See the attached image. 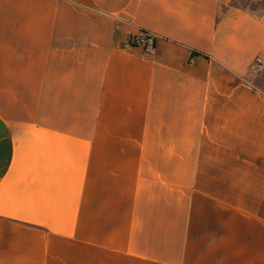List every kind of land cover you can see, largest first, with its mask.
Returning a JSON list of instances; mask_svg holds the SVG:
<instances>
[{
  "label": "crops",
  "instance_id": "1",
  "mask_svg": "<svg viewBox=\"0 0 264 264\" xmlns=\"http://www.w3.org/2000/svg\"><path fill=\"white\" fill-rule=\"evenodd\" d=\"M0 264H264V0H0Z\"/></svg>",
  "mask_w": 264,
  "mask_h": 264
},
{
  "label": "built area",
  "instance_id": "2",
  "mask_svg": "<svg viewBox=\"0 0 264 264\" xmlns=\"http://www.w3.org/2000/svg\"><path fill=\"white\" fill-rule=\"evenodd\" d=\"M155 41H156V38L154 36L144 34L139 37H133L132 39L128 40V43L131 45L142 46L147 49V48H151L152 46H154Z\"/></svg>",
  "mask_w": 264,
  "mask_h": 264
},
{
  "label": "trees",
  "instance_id": "3",
  "mask_svg": "<svg viewBox=\"0 0 264 264\" xmlns=\"http://www.w3.org/2000/svg\"><path fill=\"white\" fill-rule=\"evenodd\" d=\"M132 38H133V37L129 38V40L132 39Z\"/></svg>",
  "mask_w": 264,
  "mask_h": 264
}]
</instances>
